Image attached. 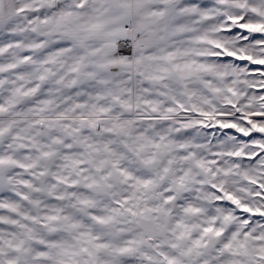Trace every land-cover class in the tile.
Masks as SVG:
<instances>
[{
    "label": "snow or ice",
    "instance_id": "6c2138e0",
    "mask_svg": "<svg viewBox=\"0 0 264 264\" xmlns=\"http://www.w3.org/2000/svg\"><path fill=\"white\" fill-rule=\"evenodd\" d=\"M0 264H264V0H0Z\"/></svg>",
    "mask_w": 264,
    "mask_h": 264
}]
</instances>
